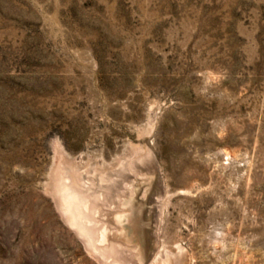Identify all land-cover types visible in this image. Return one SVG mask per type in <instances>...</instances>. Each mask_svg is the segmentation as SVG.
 <instances>
[{"label": "rangeland", "instance_id": "1", "mask_svg": "<svg viewBox=\"0 0 264 264\" xmlns=\"http://www.w3.org/2000/svg\"><path fill=\"white\" fill-rule=\"evenodd\" d=\"M0 264H264V0H0Z\"/></svg>", "mask_w": 264, "mask_h": 264}, {"label": "bare ground", "instance_id": "2", "mask_svg": "<svg viewBox=\"0 0 264 264\" xmlns=\"http://www.w3.org/2000/svg\"><path fill=\"white\" fill-rule=\"evenodd\" d=\"M225 153H229L228 151H224ZM68 181L67 182H70L69 179H67ZM65 189H66V192H64V199H65V203L67 204L68 203V207L67 209L68 210H71V207L73 206V204L75 205H80L82 206L83 202L82 200H80V196H79V193L76 191V190H73L71 187H67V185L65 186ZM72 205V206H71ZM85 205V203H84ZM86 206V205H85ZM87 208V206L85 207ZM70 212V211H69ZM74 215V214H73ZM71 216V215H70ZM73 219V218H72ZM118 219L121 220L122 223H124V227H127L128 225L126 224L127 223V220H128V216H124V215H118ZM74 220V219H73ZM75 222V220H74ZM76 225V224H75ZM129 227V226H128ZM127 227V228H128ZM106 229V228H105ZM105 235V233H104ZM106 241V240H105ZM104 241V242H105Z\"/></svg>", "mask_w": 264, "mask_h": 264}, {"label": "built area", "instance_id": "3", "mask_svg": "<svg viewBox=\"0 0 264 264\" xmlns=\"http://www.w3.org/2000/svg\"><path fill=\"white\" fill-rule=\"evenodd\" d=\"M224 160H225V162L228 163V162L230 161V157H229L228 155H225V156H224Z\"/></svg>", "mask_w": 264, "mask_h": 264}]
</instances>
